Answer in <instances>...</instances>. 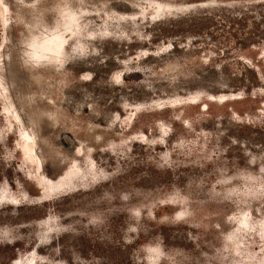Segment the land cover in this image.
Here are the masks:
<instances>
[{"label":"rangeland","instance_id":"1","mask_svg":"<svg viewBox=\"0 0 264 264\" xmlns=\"http://www.w3.org/2000/svg\"><path fill=\"white\" fill-rule=\"evenodd\" d=\"M0 264H264V0H0Z\"/></svg>","mask_w":264,"mask_h":264},{"label":"trees","instance_id":"2","mask_svg":"<svg viewBox=\"0 0 264 264\" xmlns=\"http://www.w3.org/2000/svg\"><path fill=\"white\" fill-rule=\"evenodd\" d=\"M235 17L238 18L239 21H241L243 19V15L242 16L236 15ZM249 70L254 71V72L256 71V70H254V68H249ZM253 99H257V95H252L251 93L250 94H244L243 96H241L239 98V100H240L239 102L252 101ZM207 108H209V107H206V109Z\"/></svg>","mask_w":264,"mask_h":264}]
</instances>
